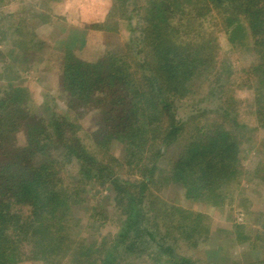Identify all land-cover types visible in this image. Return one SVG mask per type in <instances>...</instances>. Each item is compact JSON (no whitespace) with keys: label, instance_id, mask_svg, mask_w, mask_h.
Here are the masks:
<instances>
[{"label":"trees","instance_id":"trees-1","mask_svg":"<svg viewBox=\"0 0 264 264\" xmlns=\"http://www.w3.org/2000/svg\"><path fill=\"white\" fill-rule=\"evenodd\" d=\"M134 17V45L94 59L76 55L73 31L63 39L58 83L68 109L98 117L88 142L76 118L54 111L47 118L17 81L19 63L39 41L27 23L9 27L10 55L0 75V264H126L122 257L132 254L195 264L188 249L212 241L208 217L159 191L177 185L187 199L214 207L241 194L242 146L251 130L230 117L235 97L225 95L221 79L236 63L220 57L218 33L227 36V52L237 45L256 56L242 71L264 128V0H112L108 17L94 27L107 35ZM205 84L219 89L225 111L193 109L177 121V101ZM122 169L133 178H122ZM92 179L107 185L122 215L113 235L96 238L93 224L82 229L77 212Z\"/></svg>","mask_w":264,"mask_h":264},{"label":"rangeland","instance_id":"rangeland-1","mask_svg":"<svg viewBox=\"0 0 264 264\" xmlns=\"http://www.w3.org/2000/svg\"><path fill=\"white\" fill-rule=\"evenodd\" d=\"M111 6L112 0H0V31L8 30L5 35L0 33V75L4 67L3 59L10 55L13 36L11 28L16 23H27L28 28H34L32 30L37 36L35 41L39 43L31 46L27 50L26 61L19 63L21 71L17 81L30 89L34 102L41 106L47 118L54 116V112L76 118L84 142L89 141L87 134L95 128L98 117L93 111L83 114L80 112L78 115L68 109L65 92L58 83V75L63 65L61 61L65 53V46L62 47L63 39L72 31L79 35L73 49L82 59H94L114 47L134 45L140 32L135 17L132 24L121 19L118 30L109 31L107 35L104 30L94 27L95 24L106 20ZM38 14H44L48 21L43 22V18ZM218 39L223 52L220 57L224 62L236 63L233 71L223 73L221 79L225 95L232 94L237 101L229 107L230 117L243 125V130L247 127L251 130L246 135L249 140L242 146L243 175L237 187V192H242L226 200L223 207H214L204 200L187 199L180 187L177 190V185L162 188L159 194L164 199L203 212L208 217L210 233L213 234L212 241L210 242L209 238L200 239L196 247L188 249V255H193L196 260L195 264H264V168L261 165L264 159V128L255 121V109L250 105L253 97L250 84L242 71V67L252 63L256 56L243 46L237 45L234 51L227 52L230 45L222 29L218 33ZM40 40L43 41L42 44ZM7 62L8 59L5 63ZM200 89L197 88L182 101H177V121H185L193 109L225 111L226 103L218 93L219 89L212 92L208 84ZM113 148L114 152H111L118 154V146ZM73 167L77 166L69 167L72 168L70 172L72 176H76L77 171ZM128 173L122 169L121 177L132 179L133 176H128ZM99 185L100 182L96 179L87 182L83 203L77 212L81 223L84 224L82 229L88 230L87 227L93 224L95 231L92 233L96 234V238L117 233L124 222L122 215L117 211L110 189L107 185L105 188H99ZM93 220L96 222L91 223ZM182 249L184 247L178 252L182 253ZM122 260L126 264H173L175 258H167L164 255L139 257L138 254H132L124 255ZM18 264L40 263L27 260Z\"/></svg>","mask_w":264,"mask_h":264}]
</instances>
